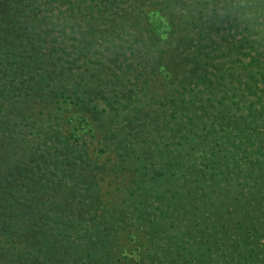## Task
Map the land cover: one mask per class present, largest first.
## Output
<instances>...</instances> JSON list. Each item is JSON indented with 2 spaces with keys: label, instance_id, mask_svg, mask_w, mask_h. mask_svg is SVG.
<instances>
[{
  "label": "rangeland",
  "instance_id": "obj_1",
  "mask_svg": "<svg viewBox=\"0 0 264 264\" xmlns=\"http://www.w3.org/2000/svg\"><path fill=\"white\" fill-rule=\"evenodd\" d=\"M1 4V264H264V0Z\"/></svg>",
  "mask_w": 264,
  "mask_h": 264
},
{
  "label": "trees",
  "instance_id": "obj_2",
  "mask_svg": "<svg viewBox=\"0 0 264 264\" xmlns=\"http://www.w3.org/2000/svg\"><path fill=\"white\" fill-rule=\"evenodd\" d=\"M1 1L5 2L6 0H1ZM1 1H0V13L2 11H4V8H5V5H2ZM17 4H19V3H17ZM18 10H19L18 7H10L9 8L8 11L12 12L10 18H8V21L10 23H13L14 20L16 19V16L15 15L13 16V14H15V12H18ZM3 22L6 23L7 20L6 19L3 20V18H0V24ZM14 71L18 72V70H14ZM0 106L3 107L4 105L0 104ZM222 114L223 115H222L220 121L225 122L227 126H229V123H238L237 119L234 120V122L229 120L230 117H228V115H229L228 110L223 109ZM83 121H85V118H82L80 120V122L78 123L79 127L77 126L76 128H74L76 131L82 127L81 124L83 123ZM3 126H6V127L9 126V122L4 121L2 124H0V127H3ZM72 135L74 136V133ZM1 141H2V139L0 140V142ZM32 154L33 153L26 155V158L29 157L30 159H24V160H28V161H20V160H23V159H20V160L15 161V163L9 162V163H7V168L0 171V222H6V220H8V218H9V214H7L4 217H1V214H3L4 212L8 211L11 208L14 209L17 206L24 205L23 201L21 200V197L26 196L27 192L20 191L19 189L22 187V188H28V190H30L32 187L35 186L34 185L35 181L31 179V177H34L36 175V173H34V167H32V165H28V166L26 165L28 162L31 163V161L35 159L36 155L33 157ZM23 162H26V163H23ZM22 163L24 165H22V167H21ZM35 163L38 164V162H35ZM35 163L33 164L34 166H36ZM210 163H212L211 166L208 167L210 169H207V170L210 171V170L214 169L215 167L217 168V160L216 159L210 160ZM15 169L19 170L18 176L22 177V179H24V180H26V179L31 180L30 183H28V184L25 183L24 187H23V184H21V183H19V181L15 180V178H17ZM198 172L202 173V170H198ZM155 173L157 176H162L164 171L162 169L158 168L157 170H155ZM13 175H15V178L13 177ZM73 190H74V188L69 189V191H67L66 193L71 195L73 193L72 192ZM46 217H48V216H46ZM28 218H29V216H28ZM23 221H24V219H23ZM30 222L31 221H29L25 224L26 229H24V231H26L28 233L33 231V229L30 227ZM4 227L1 228V231H7L6 229H4ZM33 236H35V235H33ZM32 239L33 238L31 237V240ZM240 241L241 240H238V243ZM222 243H226V240H222ZM237 245L238 244H236V246ZM251 254H252V251L247 252L245 255L243 254V257H242L243 260L244 261L248 260L251 257ZM22 256H23L22 252L17 253L16 255L12 256L13 257V259H11L12 261H9V263H7V264H13V263L18 262L17 260H21ZM1 261L2 260H0V264H1Z\"/></svg>",
  "mask_w": 264,
  "mask_h": 264
}]
</instances>
